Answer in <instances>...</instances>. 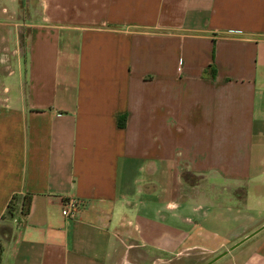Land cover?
<instances>
[{
  "label": "crops",
  "instance_id": "1",
  "mask_svg": "<svg viewBox=\"0 0 264 264\" xmlns=\"http://www.w3.org/2000/svg\"><path fill=\"white\" fill-rule=\"evenodd\" d=\"M26 4L1 264H264V0Z\"/></svg>",
  "mask_w": 264,
  "mask_h": 264
},
{
  "label": "rangeland",
  "instance_id": "2",
  "mask_svg": "<svg viewBox=\"0 0 264 264\" xmlns=\"http://www.w3.org/2000/svg\"><path fill=\"white\" fill-rule=\"evenodd\" d=\"M25 5L26 0H0V103L13 95L20 82L16 70L25 53L31 21L30 8Z\"/></svg>",
  "mask_w": 264,
  "mask_h": 264
},
{
  "label": "trees",
  "instance_id": "3",
  "mask_svg": "<svg viewBox=\"0 0 264 264\" xmlns=\"http://www.w3.org/2000/svg\"><path fill=\"white\" fill-rule=\"evenodd\" d=\"M120 124H123V122L120 121ZM30 200V194L25 193L21 195L17 192L13 193L7 203L6 211L3 216H6L7 218L11 219L16 215L17 212H20L21 214H26L29 210ZM7 229L9 230L8 227ZM8 233L9 231L0 235V264L2 261V253L4 248L3 239H5V234L8 235Z\"/></svg>",
  "mask_w": 264,
  "mask_h": 264
},
{
  "label": "built area",
  "instance_id": "4",
  "mask_svg": "<svg viewBox=\"0 0 264 264\" xmlns=\"http://www.w3.org/2000/svg\"><path fill=\"white\" fill-rule=\"evenodd\" d=\"M82 201L78 196L68 195L61 199V212L65 218H73L77 215Z\"/></svg>",
  "mask_w": 264,
  "mask_h": 264
}]
</instances>
